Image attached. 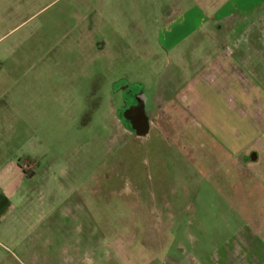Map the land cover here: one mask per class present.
Returning <instances> with one entry per match:
<instances>
[{"label":"rangeland","instance_id":"rangeland-1","mask_svg":"<svg viewBox=\"0 0 264 264\" xmlns=\"http://www.w3.org/2000/svg\"><path fill=\"white\" fill-rule=\"evenodd\" d=\"M218 11L242 25L264 0H0V264H264V169L236 162L261 96L240 63L191 52L211 32L164 42ZM194 70L212 82L151 99L146 139L117 130L114 84L150 99L165 74L190 91Z\"/></svg>","mask_w":264,"mask_h":264},{"label":"crops","instance_id":"crops-1","mask_svg":"<svg viewBox=\"0 0 264 264\" xmlns=\"http://www.w3.org/2000/svg\"><path fill=\"white\" fill-rule=\"evenodd\" d=\"M176 21L179 18L178 13L176 14ZM225 20V21H224ZM229 20L228 16H222L221 14H219L218 12H214L213 15L209 18V25H208V29L206 31H201L200 27L198 29H194L191 32L186 33V35H184V37L181 40H177V41H173V34H174V30H175V26H169L168 29L165 31V40L164 42L166 43L168 41L167 37L171 36L170 42L168 45L166 46V49L168 50H173L177 47V44H179L180 42H182L183 40H185V38L192 36L195 32H200L201 35L203 34L204 36H208L211 35L209 34L210 32L212 33V38L210 36H208V46L207 48H202V46H199L200 43L197 44L194 43L193 47H192V51H195L197 49H205L203 50L204 52V56H205V51L207 53V57H203L201 60L204 64V66H208V67H214L216 63H219L221 61H219L220 58V54H225L224 57H222L223 59L231 61V59H233L235 62L234 63H240L241 66L244 67V69H246L247 72V82L250 83V88L253 89L255 91V93H258V95L261 96V101H260V105H261V111H259V113H257V115H259L256 120L255 125L253 126H248V128H244L242 129L244 132L248 129H253V130H259L261 133L259 134L258 138H256V140H254L255 142H253L252 144H249L248 146L250 147V150L246 149L245 152L242 154H238V160L236 162H243V164H245V166L243 167L244 170H247L250 168V171H255L257 172V177H259L260 173L263 171L264 169V15L260 16V17H256L251 19L249 22H247L246 24H239V22H235V21H231L232 23L226 24V21ZM200 25V24H199ZM198 25V26H199ZM219 26V27H218ZM168 46V47H167ZM182 56L180 55V58ZM197 64L194 63V61L190 62V64H186L185 66H190L191 68H195ZM251 66H254L250 69ZM258 66H262V72L260 74V71L257 69ZM198 71L193 72V76H191L190 80H188V83H190V91L189 90H184V84L187 81H182L180 82H175V80H173L172 78L169 77H165V78H161L160 81V87L159 89L157 88L155 90V92H153L151 99H156L158 98L157 96L160 95V98H174V99H181V102L184 101V98H189L192 97V99H194V97L196 96V92L195 88L197 89V83H206V82H210V78L209 81H207V79L200 78L198 77ZM195 73V74H194ZM197 76V77H196ZM212 82V81H211ZM174 84V86L180 90H178V95L176 96H172L171 94H169V85ZM202 89V92L204 90L203 86L200 87ZM198 88V89H200ZM241 88V87H240ZM243 88V87H242ZM186 93V94H185ZM198 95H201L202 93L199 91H197ZM181 107L179 106L178 108H186L190 111V113H195L196 111H194L195 106H190L187 107L184 105V103H181ZM185 106V107H184ZM179 113L183 114V111L181 112V110L179 111ZM207 112H203L202 115V120L208 121L210 120V113L208 112L207 114H205ZM200 118V115H199ZM198 118V120H200ZM207 119V120H206ZM198 126L201 128L203 127L201 124L205 125L204 122H201V124L198 121ZM242 126V125H241ZM2 128V126L0 125V129ZM203 129L202 130H207ZM216 131H221L219 128ZM242 134V133H241ZM230 141H232L230 139ZM224 146V145H223ZM230 146H231V142H230ZM231 154V155H230ZM229 155L231 156V158H233L235 155H233L232 153H230ZM235 162V161H233ZM242 169V170H243ZM254 169V170H252ZM242 170L240 172H242ZM247 171H245L246 173ZM250 172V173H251ZM34 174H32L31 177H33ZM13 177L16 178L17 180L20 178H29V177H25L22 173V170H20L19 167H17L16 170H14L13 172ZM260 178V177H259ZM247 241V240H246ZM264 243V242H263ZM259 244H262L259 243ZM256 251V248H253ZM258 253V252H257ZM264 254V253H263ZM261 253H258V255H263ZM264 256V255H263ZM261 256V258L263 257ZM232 257V253L230 251H224L223 255H221L220 257V262L221 264H231L230 262H226V260L224 261V259H228ZM223 259V261L221 260ZM220 262H217V264H219Z\"/></svg>","mask_w":264,"mask_h":264},{"label":"flooded vegetation","instance_id":"flooded-vegetation-1","mask_svg":"<svg viewBox=\"0 0 264 264\" xmlns=\"http://www.w3.org/2000/svg\"><path fill=\"white\" fill-rule=\"evenodd\" d=\"M168 9V6H165L161 11L164 17H170L171 12ZM98 48L100 49L101 46H98ZM165 77L172 78L173 80H175V82H178L179 80L172 73L165 74L161 78ZM159 87L160 81L157 83L156 89H159ZM113 88L114 92L118 94L120 98L119 105L114 112L116 118L115 127L117 128V130L119 129V127H122L125 132H127L135 139H146L149 136L152 128V121L151 117L149 116V111L151 110V98H146L143 87L141 85H131L125 80H120L118 83L114 84ZM155 90L153 92H155ZM178 90H180V88L177 89L174 84L171 83V85H169V94H171L172 96L178 95ZM139 110H141L143 115L145 116L147 124V132L144 137L138 136V133L140 132L139 126H137V124L135 123L137 119L136 113H138ZM149 140L150 139H148V141ZM25 173L28 174L27 171H25Z\"/></svg>","mask_w":264,"mask_h":264},{"label":"water","instance_id":"water-1","mask_svg":"<svg viewBox=\"0 0 264 264\" xmlns=\"http://www.w3.org/2000/svg\"><path fill=\"white\" fill-rule=\"evenodd\" d=\"M136 124L137 126H139V133H138V136L140 137H144L146 132H147V124H146V119H145V116L143 115L142 111L139 110L138 113H136Z\"/></svg>","mask_w":264,"mask_h":264}]
</instances>
